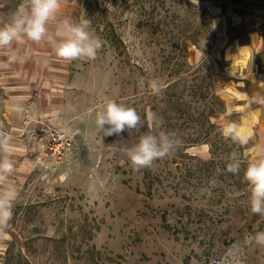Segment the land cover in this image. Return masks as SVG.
<instances>
[{"label":"rangeland","instance_id":"374dc122","mask_svg":"<svg viewBox=\"0 0 264 264\" xmlns=\"http://www.w3.org/2000/svg\"><path fill=\"white\" fill-rule=\"evenodd\" d=\"M20 2L0 0V25ZM198 2L212 16L215 42L205 59L225 101V112L212 119L222 126L249 122L262 104L254 98L264 95V72L255 64L264 69V40L257 32L264 33V0ZM62 16L91 20L103 41L94 61H59L50 47L32 42L0 49V128L12 136L16 171L9 182L19 192L7 236L0 238V264H264V246L246 239L264 231V218L249 210L244 167L239 175L228 173V152L210 162L212 140L191 144V123L166 108V89L153 95L146 83L140 86L141 79L168 85L185 78L184 98L192 99L202 53L191 39L201 38L203 47L211 32H197V12L182 0H64ZM181 35L186 59L179 55ZM15 62L27 72L37 68L39 79L64 74L69 124H32L29 118L6 124L9 96L2 78ZM109 99L135 107L142 118L146 109L155 112L162 120L155 131L175 132L181 142L174 155L151 168H133L124 148L137 143L146 127L102 142L95 110ZM250 126L249 148L241 153L231 141L227 147L245 164L264 134L260 124ZM51 128L72 130L61 157L49 151Z\"/></svg>","mask_w":264,"mask_h":264},{"label":"clouds","instance_id":"9594fccd","mask_svg":"<svg viewBox=\"0 0 264 264\" xmlns=\"http://www.w3.org/2000/svg\"><path fill=\"white\" fill-rule=\"evenodd\" d=\"M63 4L64 0H21L8 21L0 25V49L32 42L50 47L59 61H94L103 47V41L92 29L90 19L82 17L76 22L62 16ZM145 83L153 95H160L167 87L158 78L147 81L141 79L140 86L143 88ZM61 117L60 109L48 114L53 124ZM94 124L102 142L103 137L120 136L125 130L140 131L146 127L147 131L140 135L137 143L124 148L128 161L137 170L151 168L156 161L174 155L181 143L175 132L155 131L162 125V120L155 112L146 109L145 117L142 118L135 107L111 99L103 101L95 110ZM64 131L71 133L72 130ZM220 131L225 139L242 147L248 146L253 139L234 121L223 125ZM251 150L255 155L246 164L240 153L230 152L226 157V171L239 175L241 167H244L243 180L250 193L249 210L253 215L264 218V143H256ZM13 152L11 134L0 128V238L7 236V228L14 219V208L19 197L18 189L9 182L16 171ZM246 239L264 246V231H256L254 236L249 234Z\"/></svg>","mask_w":264,"mask_h":264},{"label":"trees","instance_id":"16d2710c","mask_svg":"<svg viewBox=\"0 0 264 264\" xmlns=\"http://www.w3.org/2000/svg\"><path fill=\"white\" fill-rule=\"evenodd\" d=\"M182 2L186 7L192 8L197 12V16L200 18L197 32H199L202 27L209 28L211 32L206 36V43L203 47H201V43H203L201 38L197 37L191 39L202 53L201 59L194 67L193 76L195 81H197V84H193L190 88L192 99L187 100L184 98V92L187 89L185 85L186 79L181 78L180 82H172L167 85L165 106L168 110H175L180 117H183L186 120L187 123H191L188 124V135L191 144H200L210 137L212 140L209 144L210 153L212 155V160L210 162H213V160L221 153L228 152L229 154L231 150L227 149L230 140L225 139L221 135L220 130L222 125H219L217 121L212 119L213 115L225 112V101L214 90L212 75L205 59V56L209 54V51L215 42V33L211 30L213 24L212 16L203 3H196L191 0H182ZM257 32L259 37L264 40V33H261L259 29H257ZM181 37V41L179 42V55L186 59L188 56V47L184 39L186 36L181 35ZM255 64L258 66V72H264V69L259 68L257 62ZM249 145L242 147L232 142V145L230 146H236L239 152L243 153L244 149L249 148ZM247 160L248 157H245L246 162Z\"/></svg>","mask_w":264,"mask_h":264},{"label":"crops","instance_id":"0c3cea01","mask_svg":"<svg viewBox=\"0 0 264 264\" xmlns=\"http://www.w3.org/2000/svg\"><path fill=\"white\" fill-rule=\"evenodd\" d=\"M19 63L11 64L15 68L10 69L8 76L2 78V81H6L5 85L3 84L6 87L5 95L9 96V106L4 111L6 124H23L26 118L35 120L32 124H53L48 114L54 109H60L62 113L61 119L55 124H69L64 109V98H66V91L62 88L64 74L58 73L59 77L55 76V80L53 78L39 79L40 74L37 68L36 71L35 68H30L34 70L27 72L24 68H19L21 65ZM57 86L60 87L57 88ZM254 99L262 100L261 106L252 111L249 116L250 121L247 117L249 122H238L241 130L250 135L252 131L250 124H260L264 128V95L260 93ZM258 140L264 143V134L259 136Z\"/></svg>","mask_w":264,"mask_h":264},{"label":"built area","instance_id":"2783aa9c","mask_svg":"<svg viewBox=\"0 0 264 264\" xmlns=\"http://www.w3.org/2000/svg\"><path fill=\"white\" fill-rule=\"evenodd\" d=\"M51 142L49 151L51 155L61 157L68 150L70 145V138L64 129L51 128L50 130Z\"/></svg>","mask_w":264,"mask_h":264}]
</instances>
